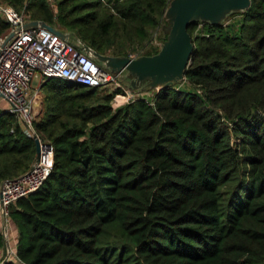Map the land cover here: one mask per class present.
Returning a JSON list of instances; mask_svg holds the SVG:
<instances>
[{
  "label": "trees",
  "instance_id": "trees-1",
  "mask_svg": "<svg viewBox=\"0 0 264 264\" xmlns=\"http://www.w3.org/2000/svg\"><path fill=\"white\" fill-rule=\"evenodd\" d=\"M4 1L116 56L147 44L168 4ZM249 1L226 23L188 24L191 89L164 85L112 107L115 91L41 84L33 129L52 167L9 206L15 258L0 264H264V2ZM34 159L33 138L0 112V182Z\"/></svg>",
  "mask_w": 264,
  "mask_h": 264
},
{
  "label": "built area",
  "instance_id": "built-area-1",
  "mask_svg": "<svg viewBox=\"0 0 264 264\" xmlns=\"http://www.w3.org/2000/svg\"><path fill=\"white\" fill-rule=\"evenodd\" d=\"M46 1L55 11V0ZM0 18L8 24V30L0 36V40L13 28L30 21L23 11H17L4 0H0ZM52 27L60 30L62 35L38 25L14 34L0 50V100L5 102L4 112L13 114L21 131L33 139L37 138L40 143L37 163L33 162L27 171L17 177L0 182V213L5 222L10 221L9 206L35 191L52 167L51 144L42 142L33 129L36 119L32 104L33 78L37 77L40 84L49 78H59L84 87L107 88L118 85L115 74L86 53L74 33ZM118 96L123 97V100L119 101ZM131 97L127 92L126 96L115 94L111 105L115 107L123 104ZM1 234L6 239L8 227L4 226Z\"/></svg>",
  "mask_w": 264,
  "mask_h": 264
},
{
  "label": "water",
  "instance_id": "water-1",
  "mask_svg": "<svg viewBox=\"0 0 264 264\" xmlns=\"http://www.w3.org/2000/svg\"><path fill=\"white\" fill-rule=\"evenodd\" d=\"M264 2V0H262ZM249 0H173L167 14L172 16L171 29L156 55L140 58H115L97 54L86 43L82 42L83 50L93 56L94 60L108 69L113 68L122 71L124 69L136 72L137 77L149 76L155 79V85L161 88L168 85L175 77H184L189 55L192 50L191 37L187 32V26L194 21H206L211 24L221 23V19L227 12L243 11L249 6ZM171 11V12H170ZM62 35V32L41 20H30L21 27L13 28L0 40V50L4 44L16 33L26 31L37 26ZM158 88V89H159ZM35 159L38 162L40 155V143L34 138Z\"/></svg>",
  "mask_w": 264,
  "mask_h": 264
},
{
  "label": "rangeland",
  "instance_id": "rangeland-1",
  "mask_svg": "<svg viewBox=\"0 0 264 264\" xmlns=\"http://www.w3.org/2000/svg\"><path fill=\"white\" fill-rule=\"evenodd\" d=\"M173 0H168L167 7L165 9L164 16L157 28H151L150 33V39L147 44H130L125 45L122 48V53L119 55H110L111 53H108L109 57H115V58H140V57H149L156 55L158 51L160 50L163 42L166 40L168 36V32L171 29L172 25V16L170 13V16L167 14L170 5H172ZM171 12V11H170ZM241 12L240 10H236L233 12H227L223 18L220 20L221 23L228 22V18L231 16V14ZM239 16H235L231 21L235 23V20H237ZM115 66H109L108 69L112 72V74H115V81L118 85H112L111 87L103 88L107 90L108 92L111 90V92L115 91V94H120L123 96H126V92L130 95H132V98L134 96L136 97H144L146 99H151V97L154 95L155 91L159 88V85H155V79L149 76H146L142 78L141 80L137 77L136 72L128 69H124L122 71H119L117 68H113ZM34 87H38L39 81L36 78H33ZM113 84V83H112ZM168 85H172L175 88L179 89H191L189 84L184 80V77H175L174 80ZM108 88L110 90H108ZM113 100V99H112ZM111 102L113 103V101ZM124 104V103H123ZM122 104H119L115 107H118ZM5 108V102L0 100V112L4 111ZM36 113V111H34ZM38 114H36L37 118ZM46 140H42V142Z\"/></svg>",
  "mask_w": 264,
  "mask_h": 264
},
{
  "label": "crops",
  "instance_id": "crops-1",
  "mask_svg": "<svg viewBox=\"0 0 264 264\" xmlns=\"http://www.w3.org/2000/svg\"><path fill=\"white\" fill-rule=\"evenodd\" d=\"M199 21V20H198ZM206 22V21H203ZM39 81V79H38ZM35 82L33 83V90H32V104L33 109L38 114L41 110V99H42V90L41 84L39 83L38 87H34ZM6 226L9 229V235L7 238H4V247L0 250V263L4 259H12L15 258V247L17 242V229L15 225L9 221L5 222L4 218L0 213V233H2L3 227Z\"/></svg>",
  "mask_w": 264,
  "mask_h": 264
},
{
  "label": "bare ground",
  "instance_id": "bare-ground-1",
  "mask_svg": "<svg viewBox=\"0 0 264 264\" xmlns=\"http://www.w3.org/2000/svg\"><path fill=\"white\" fill-rule=\"evenodd\" d=\"M119 101H122L123 100V97H121V96H118V98H117Z\"/></svg>",
  "mask_w": 264,
  "mask_h": 264
}]
</instances>
